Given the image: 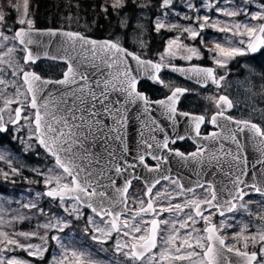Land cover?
<instances>
[{
  "label": "snow or ice",
  "instance_id": "6c2138e0",
  "mask_svg": "<svg viewBox=\"0 0 264 264\" xmlns=\"http://www.w3.org/2000/svg\"><path fill=\"white\" fill-rule=\"evenodd\" d=\"M173 3L174 0H162L159 7L163 17L156 19L157 32L167 27L179 31L181 35L187 34L192 41L199 38L201 44L204 43L201 33L207 28L231 34L225 37L226 43L214 42V47L207 49L215 53L212 60L216 68L191 64L188 67L171 65L170 60L176 58L178 52L180 58L187 62H191L194 57H202L197 47L185 45L180 36L167 41L164 54L169 62L165 63V55H162L161 62L154 63L128 51L119 40H96L81 32L62 29L40 31L29 16V0H23L22 12L18 3L13 4L9 0V7L19 13L15 23L20 27L8 28L7 31L14 33L11 36L5 34L3 28L6 16L0 10V41L3 42L0 43V97L5 96L8 87L15 86L16 92L14 97L7 96L3 108H0V133L8 131L3 118L5 111L9 116L7 123L15 127L17 132L21 128L20 121H24L23 127L28 128L29 140L35 139L40 148L55 158L54 168L45 173L37 172L44 177L47 189L37 195L58 202L64 212L75 220L84 217L83 210L89 209L91 215L86 216L85 234L101 245L114 239V251L124 256L129 264H144L145 260L147 264H229L230 260L231 264H264V224L254 225L255 232H249L251 222L242 224L240 231L233 234V243H228L226 236L221 235L224 229L233 227L229 220H236L235 216L229 214L241 209L248 211L245 197L253 194L264 197V174L256 165L252 166L251 174L246 163L240 167V137L258 143V151L264 156V129L249 120H237L226 115V111L234 107L227 96L220 95L216 100L218 111L210 121H206L204 115L178 112L177 103L188 91L181 87H175L166 100L154 103L158 106L157 110L164 111L173 126L178 123L177 116L185 118L197 137H200L203 123L227 129V135L236 144L234 154L231 150L225 153V158L231 156L230 165L236 167L234 175L231 167L229 169V175L232 176L230 186L218 188L213 181L202 179L199 173L195 181L187 183L179 175H166L167 170L163 165L169 162L170 157L200 163L209 155V151L199 144L196 151L188 154L169 148L170 143L175 144L186 137L177 135L171 138L165 135L161 141H157L152 134L159 130L155 120L152 121L155 127L148 128L147 136L141 130L140 148L132 160L127 159L132 155L127 146L119 155L110 148V142L122 140L128 107L140 104L147 112L153 103L144 93L137 91L141 74L153 83L163 84L158 74L162 69H169L181 72L201 87L211 83L219 88L225 76L217 75L218 68L226 67L237 56L258 52L264 55V0H198L199 6L197 0H183L179 9L173 7ZM250 6L257 10H250ZM123 7L124 0H112L110 6H102V11L107 15L109 8L119 10ZM169 9L181 19L190 21V24L184 26L178 22H167ZM213 11L215 16L211 15ZM240 16L245 19H235ZM220 17L228 19L222 20ZM121 25L128 26L126 17L122 18ZM36 35L57 38L63 52L75 54L52 55L45 51V57L63 61L67 65L61 79H44L26 69L28 64H34L40 58L30 48L38 43L34 38ZM231 37H239L241 46H236ZM9 41L13 42L11 47L8 46ZM49 43L55 41L50 39ZM18 53H23V66L16 62ZM131 61L136 64L135 69ZM50 85L54 87L50 88ZM14 102L19 106L11 109L9 105ZM22 112L27 114L22 116ZM223 121H227V124ZM143 123L145 127L148 126L146 120ZM216 138L217 133H212L204 136L203 140L215 141ZM13 139L25 144L26 150L32 147L22 137L14 136ZM97 148L102 150L96 151ZM146 156H150L156 164L150 167ZM5 158L0 153V161ZM211 158L220 162V158L214 154ZM257 163L264 165V159ZM138 166H143L149 174L157 175L143 177L146 206L145 200L141 199L138 209L133 210L127 194L132 180L141 178L136 174ZM9 167L13 174H18V169L11 167V162ZM3 175L5 179L8 178L7 172ZM119 180H123L122 185L118 183ZM198 191L204 193L203 198L197 195ZM177 200L179 202H174ZM23 207L37 208L39 214L47 215L35 202L30 201ZM216 215L221 217L219 224L213 221ZM23 219L25 217L12 218ZM259 219L264 220V216ZM11 222L0 215V264H32L16 256L17 250L26 252L28 257L43 259L48 251L49 239L60 249L50 264H96L88 252L69 249L60 235L46 234L40 237L43 243L39 245L21 243L17 237L31 239L38 234H10L4 228ZM201 222L202 229L197 227ZM236 223L239 221L236 220ZM162 225L166 228V236L161 235L165 230ZM69 226L68 220L55 214L48 223L42 225L49 232L57 233H63ZM161 241L165 247L159 253L153 252ZM250 247L255 250L249 251Z\"/></svg>",
  "mask_w": 264,
  "mask_h": 264
},
{
  "label": "rangeland",
  "instance_id": "374dc122",
  "mask_svg": "<svg viewBox=\"0 0 264 264\" xmlns=\"http://www.w3.org/2000/svg\"><path fill=\"white\" fill-rule=\"evenodd\" d=\"M125 1L127 0H124V3ZM135 2L138 3L137 6L134 4ZM12 3L13 4L18 3L20 5V12L23 11V0H12ZM102 3L103 6L104 5L110 6L112 0H102ZM161 3L162 0H152V1L128 0L127 7L130 8H128V10L122 11L121 14H119L116 21L117 32L114 33L110 37V39L119 40L122 46H124L125 44L131 47L135 46L137 49L139 48L140 50H143L142 54L144 56H151V53L146 50L149 43L148 38L146 41V37L149 34H154L156 35L155 39H157L158 41V39L161 38V35L163 34V37L161 38L163 40L162 43L163 50L162 53L159 54V59L161 60V56L165 55L164 49L165 47H167L168 39L180 36V40L185 45L195 46L201 51V53L205 52L204 57H207L212 62L213 66L216 68V65L213 63L212 60V56L215 53L209 52L207 49H212L214 47V42L226 43L225 37H230L231 34L215 31L212 28H207L204 30V32L201 33V36L204 38V43L201 44L199 38H197L195 41H192L187 37V34L181 35L179 31L169 30L167 27L157 32L155 30L156 19L158 17L161 18L163 17V13L159 7ZM182 3L183 0H174L173 7L179 9L182 6ZM133 4H134L133 7L134 9H132V12H130L131 11L130 9L132 8ZM0 10H2L5 13V16L7 15L11 16V18L13 19V24H14L13 26L18 25L15 22L19 16V13L15 9L9 7V0H0ZM109 10L116 11L111 8H109ZM250 10L255 11L257 9H255L254 6H250ZM184 11H187V9H184ZM189 14L194 15V13H189ZM211 15L215 16V12L213 11ZM69 16L71 17V19H69ZM124 17H126L128 20L127 27H123L121 25V20ZM220 19L227 20L228 18L220 17ZM235 19L243 20L245 19V17L240 16ZM58 22H59L58 28L81 32L86 36H87L86 33H88L90 30L88 24L84 21V19L80 18L76 12L70 11L66 15L60 16ZM167 22L169 23L178 22L179 24L184 26H188L190 24V21L181 19L180 16L172 12L171 9L168 10ZM231 39L236 46L238 47L241 46L238 43L240 39L239 37H231ZM244 39L246 40L247 37H244ZM154 47H156V44ZM238 57L239 56L230 60L226 67L230 66V64L233 63L235 59ZM176 58L180 59L182 62L188 63L187 61L180 58L179 52ZM197 59L199 58L194 57L192 61ZM165 60H169L166 55H165ZM262 67H264V55H260L258 57L255 66L249 65V67H245V70L242 73H238L239 76L232 80L233 82L239 81L238 83L235 84V86L238 87V89H236V92H234L235 94L234 101L237 104L236 108L240 109L241 111V114L239 115L256 120L260 124L264 125V77L262 76L263 72L258 71V69ZM224 68H218V70H223ZM56 69H57L56 66L53 64L51 65L41 64L36 66L35 68V70L39 71L43 76L54 75ZM233 76H237L236 73H234ZM254 77L256 79H254ZM191 92H195V91L193 90ZM2 104H4V100L2 101ZM1 108H3V105L1 106ZM26 114L27 113L25 112L24 115ZM3 118L5 122H8L9 116L7 111L3 113ZM20 124H21V128L19 132H17L15 127H13L6 132V136L4 138H2L0 135V141L1 139L3 140L0 142V153H3L6 157L5 160L0 161V164L10 168L9 162H11V167L17 168L18 172L25 169L27 170L31 166L30 164L23 161L22 155H27L30 152H32V158H34V161L36 162L35 170L37 172L39 171L45 173L49 169L54 168V164L52 163V160L43 156V154L39 150H38L39 153H37V155L35 154V151L37 149L35 145V139L29 140V131L27 127H23L24 125L23 120H21ZM14 136L22 137L24 141L26 143L31 144L32 147L26 150L25 144L21 143L19 139L14 140L13 139ZM6 141H10L11 143H13V145L18 148V151L14 152L7 145H5L3 142ZM39 176L41 178L40 179L41 181L39 185L40 189L38 188V190L35 188V183L33 184L26 183L24 187L15 190L10 189V191H8L5 194L0 192V215H2L5 220L12 221L10 224L5 226L4 228L5 231L9 232L10 234L13 232L16 233L35 232L38 235L31 239H25L24 237H17V238L20 240L21 243L24 244L31 243L37 245L43 243L40 237H43L46 234H48L49 236L53 234L60 235L63 237L64 242L69 247V249L76 248L88 252L89 255L92 257V259L96 261V264H109V261L112 258L120 255L114 251V239L106 244L101 245L95 243L90 238V235L85 234L84 228L86 225V216L91 215L90 213L84 211L85 216L79 220H75L73 219V217L68 216V214L64 212L63 208L60 206L58 202L50 201L45 199L44 197L38 196L37 194L41 193L42 189L46 188L44 183V177L42 175ZM30 201L37 203L39 208H43L47 213V215L39 214L37 208L29 209L23 207L24 204H28ZM262 201H264V199L258 196L248 198L247 200H245V203H247L248 205V211L241 209L238 212L230 214L235 216L236 220L239 221V223H236L237 232L240 231L241 225L245 223L251 222L249 228H252V230H249V232L256 231L254 225L264 224V220L259 219L260 216H264V203H262ZM137 204L138 202L135 203V205ZM247 213L249 216H253L254 220L248 219L247 215H245ZM53 214L70 222V226L67 227L63 233L49 232L47 229L42 227L43 224L48 223V221L52 218ZM13 217H25V219L12 220ZM236 220L233 221L236 222ZM161 227L165 229L164 231L161 232V235L166 236L167 231L165 226L162 225ZM222 232H224V230ZM227 236L229 239L227 240V242L233 243L234 242L232 239L233 235L231 236L227 235ZM59 251L60 249L57 247V245L49 239L48 251L45 253L43 259L28 257L26 252L20 250H17L15 252V255L22 259L31 261L32 264H50L53 256L58 255ZM103 256H105V258L107 257H111V258H108L109 261L104 260L103 262L101 260ZM120 257L122 259H126L122 255H120ZM110 263L112 264L113 262L110 261ZM116 264H120V263H116Z\"/></svg>",
  "mask_w": 264,
  "mask_h": 264
},
{
  "label": "flooded vegetation",
  "instance_id": "af4514ba",
  "mask_svg": "<svg viewBox=\"0 0 264 264\" xmlns=\"http://www.w3.org/2000/svg\"><path fill=\"white\" fill-rule=\"evenodd\" d=\"M13 25H14L13 19L11 18V16L7 15L6 20L4 22V28H3L5 34L11 36L14 33L7 31V29L20 27L18 25L16 26H13ZM153 36H154L153 34H149L147 36L149 43H148V47L146 48V50L151 53V56H144L142 54L143 50H140L139 48L137 49L135 46L131 47L125 44L123 47H125L128 51H132L135 54L139 55L142 59H149L153 61L154 63L161 62V60L159 59V54L162 53L163 46H160L158 48L153 47V46L149 47L150 38H152L153 44L155 42L153 39ZM161 37H163V34L161 35ZM1 43L3 42L1 41ZM7 43H8V46L11 47L13 42L9 41ZM260 55L262 54L258 52L257 54H254V55L247 54L244 56H239L238 58L235 59L233 63L230 64V66L224 68L223 70L217 69L218 76H225V79L221 82V87L219 88L216 85L211 84V83H209L207 87H201L199 85H195L191 82H188L187 80H184L176 75H173L167 71H161L158 74L161 77V80L164 82L163 84L153 83L146 79L139 80L137 83V91L144 93L149 98V100L152 101L153 103H151L150 108L148 109L147 112L143 110V105H140V104L130 105L128 107V118L126 120V123L123 126L122 140L118 141V147L115 150L116 153L119 155L120 153L124 151V147L127 146L132 152V155L128 156L127 159L132 160L133 156L140 148L141 130L143 129L144 135L147 136L148 128L155 127L152 124V121L155 120L156 126H158L159 130L154 131L152 134L155 135L157 141H161L165 135H168L171 138H175L177 135H184L186 137L182 141L178 140L175 144L170 143L169 148L173 150H179L181 152L188 154V153L196 151L197 146L199 144L209 151V155L205 156L200 163H196L194 161H180L179 159H177V157L172 156L170 157L169 162L163 165L164 169L166 170L170 169L172 167V164H180L181 169L184 171V174L188 177V181H194L197 173L202 171L203 175L207 178L213 176V174H215V178L217 179L223 178V182H222L223 187H225L226 185L230 186L231 176L229 175V169L231 167V172H232V166H230L229 162L231 161V156H228L227 158H225V153L231 150V152L234 154L236 152V144L233 142L231 137L227 135V129H222L220 127L212 125L211 123H203L201 124V127H200V137H197L195 132L191 130V127L187 120L176 119L178 123H176L173 126L172 121H170L167 118V115L164 113V111L162 109L157 110L158 106L154 102L157 100H161V99L166 100L167 96L170 95L172 91H174L175 87H181V88L187 89L188 91L180 97L177 103L178 112H187L190 115H204L206 121H210L211 117L214 114H216L218 111L216 100L219 98L220 95H224V96H227L233 102V105H234L233 108L228 109L226 111V115L232 116L233 118L237 120H249L253 123L260 125L261 128L264 129V125L260 124L256 120L239 115L241 114V111L240 109L236 108L237 104L234 101V96H235L234 92H236V89H238V87H236L235 84L238 83L239 81L233 82L232 80V79L237 78L239 76L238 73H242L245 70V67H249V65L255 66V64L257 63V59ZM22 56H23V53H18L16 54V57H15L16 62L19 63L21 66H23ZM204 56H205V52H202L201 58L188 62V63L182 62L180 59L176 58L174 60H170V64L175 65V66H189V64H191V65L208 66V67L215 68L212 62L207 57H204ZM5 59H7V57ZM164 62L168 63L169 60H164ZM41 64L55 65L57 68L55 70L56 71L55 74L43 76L39 71L35 70L36 66L41 65ZM26 69L36 72L42 78L58 80L61 78V75L65 67L63 64H57L54 62L42 60V61H37L34 64H28L26 66ZM258 71L263 72L262 76L264 77V67L259 68ZM234 73H236L237 76H233ZM254 79L256 78L254 77ZM193 90L195 92H191ZM15 92H16L15 86L8 87L5 90V96L0 97V108L3 105L2 101L7 96L14 97ZM17 106H19V104L16 102L9 105L11 109H14ZM24 113L25 112H22V116L24 115ZM12 115L14 116V111L12 112ZM145 120L147 121V125H148L147 127H145L143 123V121ZM224 123L227 124V121H224ZM8 124L9 123L6 122L7 126ZM7 128L9 130L13 128V126L11 127L9 126ZM212 133H217V138L215 141L211 139L207 141L203 140L204 136L210 135ZM153 143H155V141H153ZM221 146H223V151H221ZM243 147L244 146H241V152H244ZM162 154L167 155V153H162ZM213 154L220 158L219 163H217L215 159L211 158ZM146 162L149 163L150 167L156 164V161L152 160L150 156H146ZM218 165L219 167L217 171ZM141 168L142 166L137 167V169H141ZM150 175L154 176L156 174L152 173ZM140 176L142 177L132 180L129 192L127 194L129 205L133 207V210L138 209L139 201L141 199L145 200V206H146V197H144V192L146 191V188H145V184H143L142 182L143 180L141 179H143V177H148L149 174L141 173ZM118 183L122 185L123 180H119ZM157 187L160 188L161 186H157ZM246 191H251V189H246ZM197 195L203 198L204 193L202 191H198ZM255 196L261 197L256 194H253L251 197H255ZM251 197H245V200ZM261 198L264 199V197H261ZM177 201H174V202H177ZM136 202H138L137 205H135ZM245 215H247L248 219L254 220V217L249 216L248 213ZM165 216H167V213H165ZM220 219L221 217L219 215H216L213 217V221L217 224H219ZM229 223L233 224V227L226 228L224 229V232L221 233V235L226 236L227 240H229L227 235L231 236L234 233H237L236 222L233 220H230ZM197 227L202 229L203 223L201 222L199 225H197ZM249 230H252V228H249ZM163 247H165V245L161 241L159 247L156 249H153V252L159 253ZM252 250L254 249L250 247L249 251H252ZM197 251H199V249H197ZM108 258H111V257L105 258V256H103L101 260L103 262L104 260L109 261ZM110 261L113 262L112 264H116V263L129 264V262L126 261V259H122L120 255L115 256ZM110 261H109V264H111ZM144 264H147V260H145ZM230 264H231V261H230Z\"/></svg>",
  "mask_w": 264,
  "mask_h": 264
},
{
  "label": "trees",
  "instance_id": "16d2710c",
  "mask_svg": "<svg viewBox=\"0 0 264 264\" xmlns=\"http://www.w3.org/2000/svg\"><path fill=\"white\" fill-rule=\"evenodd\" d=\"M102 4V0H29V16L34 19L36 28H58V19L60 16H64L70 11L76 12L80 18L84 19L90 28L89 32L86 33L88 37L95 39H110V37L117 32L116 21L119 14L124 10H128L130 7H127V0L124 3L125 7L116 11L109 10V13L106 15L105 12L102 11ZM134 4L137 6L138 3L135 2ZM134 4L132 5L130 12L134 9ZM155 37L156 35L153 36L155 41L154 44L152 38H150L149 47H154L155 44L157 48L162 46V37L159 38L158 41ZM5 136L6 133L1 135L2 138ZM1 141L3 140L1 139ZM3 143L14 152L18 151V148L10 141ZM37 153H39L38 149L35 151L36 155ZM22 159L30 164L31 167L27 170L19 171L18 174H13L11 168L0 164L1 193L5 194L10 191V189L15 190L24 187L26 183H35V188L37 190L38 188L40 189L39 185L41 178L35 170L36 162L34 161V158H32V152L27 155H22ZM4 172L8 173L7 179H5L3 175Z\"/></svg>",
  "mask_w": 264,
  "mask_h": 264
},
{
  "label": "water",
  "instance_id": "95a60500",
  "mask_svg": "<svg viewBox=\"0 0 264 264\" xmlns=\"http://www.w3.org/2000/svg\"><path fill=\"white\" fill-rule=\"evenodd\" d=\"M36 29H38L40 31H45L47 29H52V28H42V29L36 28ZM56 29H58V28H56ZM62 30H65V29H62ZM67 31H69V30H67ZM34 38L38 41V43L31 45L30 48L34 51L35 54H37L40 57L37 61L44 60V61L54 62V63H57V64H63L64 67H65V69H64V71H65L67 65L63 61H60V60H52V59H50L48 57H45V55H44L45 51H48L52 55L59 54V55H65V56H68V55L74 56L75 54L74 53H70V52L69 53L63 52V50H61L59 48V40L57 38H49L47 36H39V35H36ZM50 39L51 40H54L55 43H49ZM92 39H94V38H92ZM96 40H104V39H96ZM254 54H257V53H249V55H254ZM129 60H131V58H129ZM146 60H149V59H146ZM131 65H132V68L133 69L136 68V64H135L134 61H131ZM177 67H188V66H177ZM162 71L170 72L171 74L176 75V76H178V77H180V78H182L184 80H187L188 82H191V83H193L195 85H199L194 80H188L181 72H173V71H170L169 69H162ZM61 78H62V75H61ZM44 79H46V78H44ZM143 79H146V78L143 76V74H141L140 77H139V79H138V81L139 80H143ZM146 80H148V79H146ZM148 81H150V80H148ZM150 82H152V81H150ZM49 87L52 88L54 86L50 85ZM121 99H123V98H121ZM176 119H185V118H182V117L177 116ZM223 123H224V121H223ZM9 126L11 127L12 125L9 123L8 124V127ZM6 127H7V125H6ZM233 127H235V125H233ZM0 134H3V133H0ZM240 141H241V146H244L243 147L244 152H241L240 167L241 168L244 167V164L246 163L247 166H248V172H249V174H251V172H252V166L253 165H256V168L262 174H264V165H260V164L257 163L258 160L264 159V156H262L261 153H260V151H258V148L260 147V145L258 143H256V142L248 141L244 137H240ZM35 145L39 149V151L42 152L43 155L52 158V162L55 165V158L52 157L51 155H49L43 148H40L38 146L36 140H35ZM117 147H118V141H116L114 143L113 142H110V148L112 150L115 151L117 149ZM101 150L102 149H100V148H97L96 149V151H101ZM177 159H179V158H177ZM230 166H232V165H230ZM218 167H219V165L217 166V171H218ZM141 173H148L143 168V166H142L141 169H136V174L138 176H140ZM224 173H225V171H224ZM235 173H236V167L235 166H232V175H234ZM153 174H156L157 175V173H153ZM165 174L166 175L173 176V177H176L177 175H179L180 177H183L185 183L189 182L188 181V177L184 174V171L181 169V165L180 164H172V167L170 169H168L167 171H165ZM199 174H200V176H201L202 179L209 180V181H213L214 184L218 188H223V185H222L223 178L217 179V178H215V174H213V176L207 178V177H205L203 175V172L202 171H200ZM140 177H142V176H140ZM231 178H232V176H231ZM196 179H197V175L195 177V180ZM141 180H143L142 182L144 184V179H141ZM46 190H47L46 188L43 189L42 193H44ZM112 191L114 192V189ZM45 198L48 199V200H52L51 198H47V197H45ZM85 211L91 213V211L89 209H85ZM229 256L231 257V254H229ZM232 259H235V258L232 257ZM230 261H229V264H230Z\"/></svg>",
  "mask_w": 264,
  "mask_h": 264
}]
</instances>
